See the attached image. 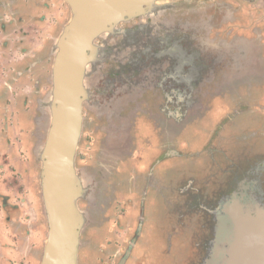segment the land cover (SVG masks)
<instances>
[{
    "label": "flooded vegetation",
    "instance_id": "1",
    "mask_svg": "<svg viewBox=\"0 0 264 264\" xmlns=\"http://www.w3.org/2000/svg\"><path fill=\"white\" fill-rule=\"evenodd\" d=\"M69 14L62 0H0V103L9 113L21 99L25 118L18 145L8 142L0 151V241L28 248L37 264L48 233L34 148L45 142L49 119L39 101L51 89L49 51ZM97 43L104 63L89 80L75 161L88 181L87 199L79 202L88 219L79 262L93 257L81 256L83 247L99 256L114 245L127 264L144 231L149 194L164 189L160 170L171 168L191 131L211 114H247L244 99L264 84V0H171L159 15L121 24L116 36ZM5 120L0 133L9 130ZM253 166L235 171L233 177L246 178L213 210L204 209L212 235L200 264L225 263L233 243L228 211L264 208V163Z\"/></svg>",
    "mask_w": 264,
    "mask_h": 264
},
{
    "label": "water",
    "instance_id": "2",
    "mask_svg": "<svg viewBox=\"0 0 264 264\" xmlns=\"http://www.w3.org/2000/svg\"><path fill=\"white\" fill-rule=\"evenodd\" d=\"M62 1L69 8V19L49 51L51 89L39 101L49 126L45 142L34 148L48 224L40 264H79L81 237L88 223L79 202L87 199L88 181L75 161L84 129L83 108L91 96L89 80L104 63L97 41L116 36L119 25L135 18L159 15L171 0ZM228 213L233 243L224 264H264V208L257 206L247 215L239 209Z\"/></svg>",
    "mask_w": 264,
    "mask_h": 264
},
{
    "label": "rangeland",
    "instance_id": "3",
    "mask_svg": "<svg viewBox=\"0 0 264 264\" xmlns=\"http://www.w3.org/2000/svg\"><path fill=\"white\" fill-rule=\"evenodd\" d=\"M256 84L259 86H253L251 94L244 99L251 106L247 114L232 119L226 117L231 110L211 114L191 131L181 147L182 155L174 159L171 168L160 170L159 183L164 191L149 194L144 231L127 264H200L207 239L212 235V218L207 212L213 210L215 201L235 187L238 180L246 178L243 172L233 177L235 171H242L249 164L258 169L264 163V84ZM242 94L246 96V90ZM6 106L7 102L0 103V124L6 117L3 124L9 125L7 132L0 133L1 152L8 142L18 145L17 136L23 134L18 128L25 122L21 99L9 105V113L5 112ZM45 232L40 237L43 242ZM3 246L8 244L0 241V252ZM42 249L43 246L40 255ZM102 249L105 251L98 256L93 246H86L81 256L93 255L89 264L120 262L119 247L107 245ZM36 261L37 257H33L31 263L37 264ZM0 264L12 263L0 256ZM79 264L88 262L82 260Z\"/></svg>",
    "mask_w": 264,
    "mask_h": 264
},
{
    "label": "crops",
    "instance_id": "4",
    "mask_svg": "<svg viewBox=\"0 0 264 264\" xmlns=\"http://www.w3.org/2000/svg\"><path fill=\"white\" fill-rule=\"evenodd\" d=\"M23 234V231L21 228L17 229L16 235L18 240L20 239L19 237H21V235ZM15 235V234H14ZM4 242H8V241H4ZM4 249L0 252V256L7 258L10 260V263L12 264H18L19 260L23 259L24 257H26L28 259V255H27V248H24L22 245H8V246H4ZM31 260L28 259V264L30 263Z\"/></svg>",
    "mask_w": 264,
    "mask_h": 264
}]
</instances>
